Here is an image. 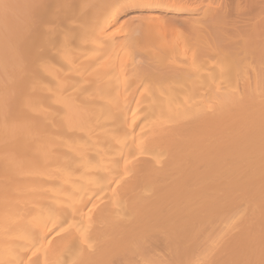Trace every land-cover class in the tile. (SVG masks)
Here are the masks:
<instances>
[{
  "label": "bare ground",
  "instance_id": "obj_1",
  "mask_svg": "<svg viewBox=\"0 0 264 264\" xmlns=\"http://www.w3.org/2000/svg\"><path fill=\"white\" fill-rule=\"evenodd\" d=\"M215 1L0 0V264H264V0Z\"/></svg>",
  "mask_w": 264,
  "mask_h": 264
},
{
  "label": "rangeland",
  "instance_id": "obj_2",
  "mask_svg": "<svg viewBox=\"0 0 264 264\" xmlns=\"http://www.w3.org/2000/svg\"><path fill=\"white\" fill-rule=\"evenodd\" d=\"M217 1H218V4L221 2V3H223L222 5H221V7H223L224 9H225V7H226V9H231L232 7V11L234 10V7H235V1L236 0H216L215 2L217 3ZM249 0H242V2H241V0H237V2H241L242 4H245V6L244 5H241V6H244L245 7V9H247V10H244L243 9V12H244V14H243V12H242V9H240L239 11L240 12H242L241 14H240V12H239V14L237 13L236 14V10L233 12V13H235L236 14V16H235V14H233L232 12H231V10L230 11H228V10H226V12L228 11V13L227 14H229V13H231L233 16H231L230 14V16H231V19H233V20H236V24L239 26V25H244L243 23H245V24H247V23H249V21L251 22V19L250 18H252V16H253V13H251V12H254L255 13V11H252L251 9H249V6H250V4H249V2H248ZM227 2V3H226ZM228 2H229V4H230V2H231V4H230V7H228L229 6V4H228ZM243 2H245V3H243ZM251 2V1H250ZM205 3V2H204ZM234 3V4H233ZM246 4H247V6H246ZM220 5V4H219ZM227 5V6H226ZM233 5V6H232ZM244 7H241V8H244ZM250 8H251V6H250ZM236 9V8H235ZM251 10V11H250ZM238 12V11H237ZM250 12V13H249ZM251 14H252V16H251ZM170 16V15H169ZM230 16H228L229 18H230ZM242 16V17H241ZM245 16V17H244ZM247 16V17H246ZM233 17V18H232ZM238 18V19H237ZM233 20H230V21H233ZM246 20V21H245ZM243 21H245V22H243ZM235 22V21H234ZM239 23V24H238ZM234 26H236V25H234Z\"/></svg>",
  "mask_w": 264,
  "mask_h": 264
}]
</instances>
